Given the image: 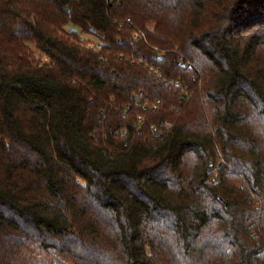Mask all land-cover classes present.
<instances>
[{
    "label": "trees",
    "instance_id": "obj_1",
    "mask_svg": "<svg viewBox=\"0 0 264 264\" xmlns=\"http://www.w3.org/2000/svg\"><path fill=\"white\" fill-rule=\"evenodd\" d=\"M0 264H264V0H0Z\"/></svg>",
    "mask_w": 264,
    "mask_h": 264
},
{
    "label": "built area",
    "instance_id": "obj_2",
    "mask_svg": "<svg viewBox=\"0 0 264 264\" xmlns=\"http://www.w3.org/2000/svg\"><path fill=\"white\" fill-rule=\"evenodd\" d=\"M88 47L95 50L96 52H99L102 50L103 45L99 42H90L88 44ZM152 71H153V69H152ZM142 97H143V94H141L140 96H136V99H138L136 106L138 105V103L140 102V99ZM159 105H160L159 101H157L156 103H150L149 101H147L144 104L143 108H144V110H148L149 108H152L153 111H156L159 109ZM126 112H127V110H126ZM138 121H139V124H145V122H146L145 118H143L142 116H140L138 118ZM172 128H173V123L171 121H168V120L159 122L158 126H151L152 132L156 135H159V136H162L164 133L168 132Z\"/></svg>",
    "mask_w": 264,
    "mask_h": 264
},
{
    "label": "rangeland",
    "instance_id": "obj_3",
    "mask_svg": "<svg viewBox=\"0 0 264 264\" xmlns=\"http://www.w3.org/2000/svg\"><path fill=\"white\" fill-rule=\"evenodd\" d=\"M70 29H73V27L71 26ZM75 29V28H74ZM83 39L88 40L86 42H97L96 39L90 37V36H83ZM36 56L38 59H40L42 62L46 63L48 62V59L46 57L40 56L38 53H36Z\"/></svg>",
    "mask_w": 264,
    "mask_h": 264
}]
</instances>
